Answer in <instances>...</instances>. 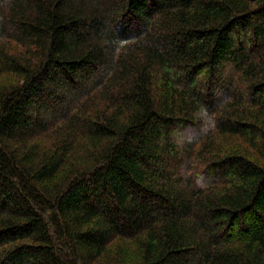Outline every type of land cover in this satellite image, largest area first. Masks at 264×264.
I'll return each mask as SVG.
<instances>
[{
	"label": "trees",
	"instance_id": "obj_1",
	"mask_svg": "<svg viewBox=\"0 0 264 264\" xmlns=\"http://www.w3.org/2000/svg\"><path fill=\"white\" fill-rule=\"evenodd\" d=\"M0 264H264V0H0Z\"/></svg>",
	"mask_w": 264,
	"mask_h": 264
}]
</instances>
